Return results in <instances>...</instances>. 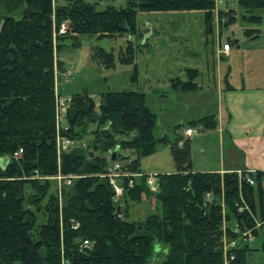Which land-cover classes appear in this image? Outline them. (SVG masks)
I'll return each mask as SVG.
<instances>
[{
    "label": "trees",
    "instance_id": "obj_1",
    "mask_svg": "<svg viewBox=\"0 0 264 264\" xmlns=\"http://www.w3.org/2000/svg\"><path fill=\"white\" fill-rule=\"evenodd\" d=\"M236 3L240 12L218 9L216 0H127L124 9L103 11L83 0H60L55 6L54 0H0V8L21 15L5 17L0 30V264H248L254 250L241 234L254 227L253 217L264 220V172L251 175L256 183L251 186L240 184L235 172L195 171L189 141L180 146V137L171 142L156 135L157 116L144 93L107 91L99 106L87 92L73 95L64 134L75 146L59 156L56 144L55 69L63 68L60 42L72 38L69 34L136 35L140 13H202L207 37L216 27L239 21L263 23L255 12L264 10V0ZM66 21L70 33L55 36ZM259 33L245 31L252 41ZM92 59L106 69L117 61L133 65L132 79L138 80L131 43L118 58L100 48ZM187 73L189 81L173 79L172 87L188 93L199 89V71ZM188 127L213 131L218 122L210 116ZM160 145H169L176 170L156 174L153 192L142 160ZM116 149L118 162L130 173L119 180L118 202L104 177L106 155ZM58 175L80 178L61 187L46 179ZM152 197L160 212L130 221L131 209ZM241 206L247 208L239 212ZM41 215L44 221L37 226ZM261 233L254 231L255 239ZM233 240L236 247L225 252ZM84 241L92 247L82 250ZM261 251L264 259V242Z\"/></svg>",
    "mask_w": 264,
    "mask_h": 264
},
{
    "label": "rangeland",
    "instance_id": "obj_2",
    "mask_svg": "<svg viewBox=\"0 0 264 264\" xmlns=\"http://www.w3.org/2000/svg\"><path fill=\"white\" fill-rule=\"evenodd\" d=\"M59 1L54 0V6L58 5ZM83 1L97 4L98 11H103L108 7L116 9L127 7V0ZM219 1H222L218 6L221 10L234 9L240 12L237 3L233 0ZM255 15L264 17V10L256 11ZM8 16L15 19L21 18L19 12L10 13L1 7L0 30L3 19ZM65 23L68 26L67 33H70V22L66 21ZM137 26L139 33L136 35L128 33L115 37L99 38L98 36L69 34L72 38H66L60 42L64 47L58 55V59L63 63V68L55 69L58 81L56 88L59 94L65 98L87 92L98 106L102 94L107 91L144 93L147 96L149 108L157 116L156 135L160 138L167 135L170 141L174 142L179 126L180 128L182 126L188 128L190 122L215 113L220 103L219 87L217 86L220 81V70L229 64H226L227 60H221L215 54L214 45L216 43L213 44L216 39L215 34L210 37L205 35L203 14L140 13ZM149 27L152 30V35L145 41L144 32ZM251 28L260 30L257 41L253 42L245 35V31ZM219 30L221 29L219 28ZM222 31L224 40L230 38L239 41V49L241 50L238 52L235 64H232L236 72L240 71L239 68L242 65L247 64V55H251L257 49L259 53H264V20L261 25L245 24L239 21L230 27H223ZM130 43L134 48L135 64L139 72L137 81L132 79L133 65H122L117 61L114 69H106L92 59L95 51L100 48L113 53L118 58L126 52ZM257 65L264 73V61H258ZM189 69H196L200 72V76L195 80L200 87L199 90L188 93L173 88L171 82L173 79L180 78L183 81H189L188 75L185 74ZM238 81H240L239 78H236L234 83ZM223 83H225L224 80ZM133 136L134 134H131L129 138L123 137L122 139H131ZM198 139L197 137L196 140ZM199 140L201 142H197V147L207 149L208 152L204 155H196L197 153L194 151V161L206 163L214 161L218 154L219 141L217 139ZM85 143L83 141L81 144L84 145ZM126 153L123 152V154ZM109 155H106L107 158ZM142 169L151 175L173 173L176 169L169 145H160L155 155L144 158ZM56 177L51 180L58 185H63L64 181L61 183ZM79 178V176H75L74 180ZM55 189H57V184L55 188H52V190ZM159 212L160 204L152 197L145 199L141 205L131 209L129 220L141 221L146 219L149 214ZM43 221V216H39L37 226ZM263 242L264 233L250 242L254 251L248 257V264H264L261 251ZM161 260L159 258L158 262Z\"/></svg>",
    "mask_w": 264,
    "mask_h": 264
},
{
    "label": "crops",
    "instance_id": "obj_3",
    "mask_svg": "<svg viewBox=\"0 0 264 264\" xmlns=\"http://www.w3.org/2000/svg\"><path fill=\"white\" fill-rule=\"evenodd\" d=\"M215 36L216 39L213 41V44L216 43L215 54L221 60H227L226 64H229L220 70V81L217 84L220 103L215 113L211 115L216 118L218 128L213 131H203L201 127H195L196 135L186 138L185 132L189 127L182 126L176 135L181 139L184 138V141H189L193 167L197 172L219 174L238 171L264 172V73L257 65L258 61H264V53H259L257 49L256 52L247 55V64L239 68L241 73L236 72L232 64H235L238 52L241 50L239 41L230 38L224 40L223 31L218 27ZM225 43H229L231 48L229 52L223 53L221 47ZM185 74H188L187 71ZM236 78L240 81L234 83ZM197 137L204 141L210 139L219 141L218 154L214 161L208 163L194 161V151L196 155H204L208 152L207 149L197 147V142H201L199 139L196 140Z\"/></svg>",
    "mask_w": 264,
    "mask_h": 264
},
{
    "label": "built area",
    "instance_id": "obj_4",
    "mask_svg": "<svg viewBox=\"0 0 264 264\" xmlns=\"http://www.w3.org/2000/svg\"><path fill=\"white\" fill-rule=\"evenodd\" d=\"M216 3L218 6L219 4L222 3V1L216 0ZM67 30H68V26L66 25V23H63L59 27L57 32H55V36L66 34ZM230 48H231V45L229 43H225L221 47V51L223 53H226V52L230 51ZM55 75H56V86H57L58 85L57 72H55ZM66 75H65V77H66ZM70 101H71V98H65L64 96L59 94L57 88H55L56 132H57L56 144H57V152H58L59 156L62 153L68 152L71 148H73L75 146V141L64 134V132L68 130L67 122H66V114H67V110L70 106ZM196 133L197 132L193 128H189L185 132V137L191 138V137L195 136ZM183 139L181 140L180 146L183 145L182 144L184 141ZM22 152L23 151L20 150L19 152L15 153L14 157L15 158L20 157ZM123 166H124V164L121 162H118V161L117 162H111V155H109L107 173L104 175V177L108 178L110 184L112 185V187L115 191V202H118L123 195V188L121 187L119 180L121 178L130 176V173L125 171ZM235 173L238 175V179H239L240 184L245 182L251 186L256 185L254 179L251 177V175L254 174L253 172L238 171ZM46 179L51 180V179H53V177H51V178L48 177ZM56 179L61 183L64 181L63 185H70V184H72V181L75 179V176L58 175L56 177ZM59 186L61 187L62 184H60ZM148 186L150 187V189L153 192H155L157 190L156 174L155 175L150 174V176L148 178ZM245 208H247V207H244V206L239 207V212H243ZM253 218H254V227L241 234L242 238L246 241H249V242H252L253 240H255L254 231L264 233V220H260V219L255 218V217H253ZM236 232L238 233L237 230H236ZM237 243L238 242L235 240L228 242L225 245V252L231 248H235ZM91 247H92V243L89 241H84L81 245L82 250H87V249H90ZM231 259H234V257L232 256ZM63 264H66V263H63Z\"/></svg>",
    "mask_w": 264,
    "mask_h": 264
},
{
    "label": "water",
    "instance_id": "obj_5",
    "mask_svg": "<svg viewBox=\"0 0 264 264\" xmlns=\"http://www.w3.org/2000/svg\"><path fill=\"white\" fill-rule=\"evenodd\" d=\"M144 35H145V41H147L151 36V28L150 27H149V29L145 30ZM110 155H111V162H117L121 158L119 149H116Z\"/></svg>",
    "mask_w": 264,
    "mask_h": 264
}]
</instances>
